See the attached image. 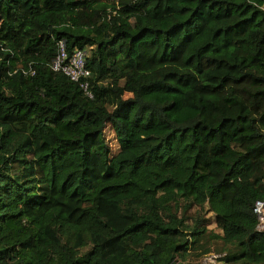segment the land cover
<instances>
[{
    "label": "trees",
    "instance_id": "obj_1",
    "mask_svg": "<svg viewBox=\"0 0 264 264\" xmlns=\"http://www.w3.org/2000/svg\"><path fill=\"white\" fill-rule=\"evenodd\" d=\"M256 200L264 0H0V264H264Z\"/></svg>",
    "mask_w": 264,
    "mask_h": 264
},
{
    "label": "built area",
    "instance_id": "obj_2",
    "mask_svg": "<svg viewBox=\"0 0 264 264\" xmlns=\"http://www.w3.org/2000/svg\"><path fill=\"white\" fill-rule=\"evenodd\" d=\"M87 50L75 48L68 52L64 41H58L57 53L51 61L50 67L53 71L61 72L70 80L78 83L85 95L92 96L90 89V69L86 66ZM253 212L257 217L256 230L264 233V201L256 200Z\"/></svg>",
    "mask_w": 264,
    "mask_h": 264
},
{
    "label": "rangeland",
    "instance_id": "obj_3",
    "mask_svg": "<svg viewBox=\"0 0 264 264\" xmlns=\"http://www.w3.org/2000/svg\"><path fill=\"white\" fill-rule=\"evenodd\" d=\"M104 133H105V138L111 147V150L113 152L117 151L118 146L114 138V133L109 125L105 127ZM189 215L191 216V221L193 217L195 216H205V218H208L210 222V224L208 225L209 229L219 232V230L215 227V224L213 223V214L209 212L206 207L201 210H199L196 207H193ZM209 244H210V247L213 248L212 252H210L209 254H205V255L204 254L203 255L192 254V257H190V260L198 264H222L220 261H218V259L224 255L222 251H220L221 246L218 243L213 242V241H210Z\"/></svg>",
    "mask_w": 264,
    "mask_h": 264
}]
</instances>
